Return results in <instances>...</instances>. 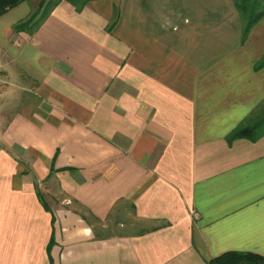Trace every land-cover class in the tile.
<instances>
[{
  "label": "crops",
  "instance_id": "crops-1",
  "mask_svg": "<svg viewBox=\"0 0 264 264\" xmlns=\"http://www.w3.org/2000/svg\"><path fill=\"white\" fill-rule=\"evenodd\" d=\"M262 61L233 0L6 11L0 264L264 258V133L232 138L264 120Z\"/></svg>",
  "mask_w": 264,
  "mask_h": 264
},
{
  "label": "trees",
  "instance_id": "trees-1",
  "mask_svg": "<svg viewBox=\"0 0 264 264\" xmlns=\"http://www.w3.org/2000/svg\"><path fill=\"white\" fill-rule=\"evenodd\" d=\"M24 1L27 0H0V16ZM69 1L72 2L73 0ZM233 2L241 17L242 36L245 38L252 27L264 16V0H233ZM53 5L54 4L44 5V2H41L37 12H35L29 20L18 24L15 30L24 31L41 8V14L44 16L47 14V10ZM260 65H264V61H262ZM263 123L264 120L252 127L237 129L232 134V138L249 137L251 140H256L264 133ZM43 205L46 208L44 203ZM208 264H264V258L249 253H228L211 260Z\"/></svg>",
  "mask_w": 264,
  "mask_h": 264
}]
</instances>
